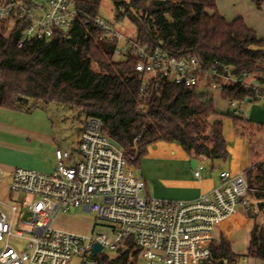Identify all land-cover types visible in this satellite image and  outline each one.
Instances as JSON below:
<instances>
[{
	"label": "built area",
	"instance_id": "2783aa9c",
	"mask_svg": "<svg viewBox=\"0 0 264 264\" xmlns=\"http://www.w3.org/2000/svg\"><path fill=\"white\" fill-rule=\"evenodd\" d=\"M77 15L75 0H0V31L8 36L21 25L17 43L23 47L67 29ZM93 20L106 34L120 37L109 21ZM125 40L144 85L167 78L210 94L236 87L249 90L251 99L264 98V73L239 76L230 66L205 67L193 55L178 58L161 46ZM244 103L231 100L232 113L245 118L238 109ZM103 128L99 118L86 117L79 158L57 148L50 173L16 167L4 190L0 171V264H215L221 259L228 264L217 253L249 226L248 171L222 170L220 183L194 199L155 198L145 193V179ZM202 168L199 162L196 177ZM79 206L96 214L90 234L54 226L58 214ZM97 226L109 232H95ZM13 238L25 240L21 251L10 244ZM97 244L101 249L95 253Z\"/></svg>",
	"mask_w": 264,
	"mask_h": 264
},
{
	"label": "trees",
	"instance_id": "16d2710c",
	"mask_svg": "<svg viewBox=\"0 0 264 264\" xmlns=\"http://www.w3.org/2000/svg\"><path fill=\"white\" fill-rule=\"evenodd\" d=\"M112 1L115 20L129 18L137 29L135 38L143 44L161 46L178 58L193 55L205 67L216 62L221 67L230 66L239 76L264 73V39L243 17L228 21L218 9V0ZM252 2L258 8L264 4V0ZM75 3V20L51 38L19 47L21 25L8 36L0 31V107L26 109L28 101L34 100V104L41 101L82 110L86 117L102 121L104 133L121 145L136 167L148 146L159 140L178 142L192 156L227 159V154H210L226 145L215 93L167 78L144 85L135 71L137 59L132 51H127L124 60H114L119 37L106 34L107 30L94 22L101 0ZM93 62L99 71L92 68ZM219 95L229 101L247 100L251 92L229 87ZM211 115L218 118L209 121ZM222 115L234 120L239 136L251 142L257 135L258 141L264 139L262 127L232 113L230 107ZM255 170L260 173L253 175L254 169L248 172L250 187L262 198L264 163ZM260 205L264 207V201ZM252 208L251 203V217ZM231 248L227 242L217 256L228 259V264L246 256L264 261V229L259 231L258 225L254 226L245 257ZM215 264L224 262L221 259Z\"/></svg>",
	"mask_w": 264,
	"mask_h": 264
},
{
	"label": "rangeland",
	"instance_id": "374dc122",
	"mask_svg": "<svg viewBox=\"0 0 264 264\" xmlns=\"http://www.w3.org/2000/svg\"><path fill=\"white\" fill-rule=\"evenodd\" d=\"M219 7L223 8V10L228 13L233 14L234 12L238 11L246 14V21H248L251 26L255 27L258 37L264 39V4L261 8H258L256 4L252 2V0H248V2L242 0H219L218 8ZM98 15L100 18L114 23L113 27H115V29L120 34L114 60H124L128 51L125 38L128 37L135 39L137 35L136 26L127 17L121 20H115V6L112 0H101ZM240 17L245 19L244 16ZM92 68L96 71L100 70L96 62L92 63ZM34 102V100H29L26 105L32 106L34 105ZM214 103L217 111L219 112V116H221L224 120L225 134L229 138L233 133L231 118L223 116L222 114L226 113L230 107V101L222 98L219 93H215ZM63 107L64 109H23V112L28 113V117L26 114L24 115L27 117V119H29L30 122H35L37 119H45V125L46 123L48 126L49 124L53 125L52 131L54 132L59 145H61L62 148L69 149L74 153L76 158H79V155L77 154L78 143L80 139L79 130L87 115L82 110H73L69 106ZM238 109L243 112L244 117L248 119L251 124L262 127L264 131V98H253L252 101L244 103L238 107ZM217 118L218 116L211 115L209 117V121H214ZM258 137L259 135H257L255 138L256 140H252V147H255L259 143ZM158 142H163L161 145H163L162 147L164 148L166 147L165 142L170 143L169 141L159 140L150 144L147 148L146 154L141 159L140 165L136 167L137 174L145 179V193L152 197L161 199L183 197V195H181V193H183L181 188L176 184V176L172 172H169L165 167L166 159L161 158L144 162V157L149 154L151 146L154 147L153 145H156L155 147L159 148V145L156 144ZM206 142L209 143L208 141ZM31 160L36 162L34 157H31ZM153 165L154 167L151 168ZM36 170L46 173L52 172L51 170ZM258 173H260V171L254 170L253 175ZM8 187V184L4 183V190H7ZM16 198L17 196L14 195V199L12 198L11 201H15ZM263 201L264 197L259 198L257 191L255 190L252 195L253 217L250 216L249 226L245 232L238 234L230 242L232 247L231 249L242 257H245L249 251V244L252 234L254 233V226L258 225L259 231L264 229V207H261L260 205V203H263ZM3 208L6 207L3 206ZM7 213L9 216L11 215L9 210H7ZM95 217L96 214L94 212L87 211L81 206L74 207L69 212L58 214L54 221V226L65 231H72L79 234H90L92 232V225ZM95 232L106 233L109 232V229L105 226H97L95 228ZM10 244L18 251H21L24 248L25 240L21 238H13L10 241ZM237 262H240V264H264V261L249 256H246L245 261L240 259Z\"/></svg>",
	"mask_w": 264,
	"mask_h": 264
},
{
	"label": "crops",
	"instance_id": "0c3cea01",
	"mask_svg": "<svg viewBox=\"0 0 264 264\" xmlns=\"http://www.w3.org/2000/svg\"><path fill=\"white\" fill-rule=\"evenodd\" d=\"M242 1L248 2V0ZM218 9L221 13L224 12L223 14L228 21H233L240 16H244L245 21L247 20L244 13L237 11L232 14L224 11L221 7ZM246 23L255 29L248 21ZM27 107L26 109H64L61 105L41 101ZM24 114L28 117V113L23 112V109L0 107V171H4V183H7L8 186L11 181V174L16 167L53 171L57 165L55 151L57 148H62L52 131L53 125L49 124L48 126L47 123L45 125V119L30 122ZM84 122H82L79 130L80 134ZM231 122L233 133L229 138L225 134L224 128L226 145L210 152L211 157L227 154L228 157L225 160H212L207 155L192 156L179 143L165 142L166 147L164 148L161 145L163 142H158L156 144L159 145V148H156V145L150 147V152L144 157V162L166 159V169L176 176V184L183 192L181 193L183 197L170 199L197 198L203 191H207L220 183L222 170L228 169L233 172L247 170L249 172L252 169L255 170L257 165L264 163V141L260 140L255 147H252L250 139L241 137L236 133L232 118ZM217 150L220 152L216 153ZM31 157H34L36 162H33ZM192 157H197L202 164L200 177L195 176V169L191 167L190 160ZM153 167L154 165L151 168Z\"/></svg>",
	"mask_w": 264,
	"mask_h": 264
},
{
	"label": "water",
	"instance_id": "95a60500",
	"mask_svg": "<svg viewBox=\"0 0 264 264\" xmlns=\"http://www.w3.org/2000/svg\"><path fill=\"white\" fill-rule=\"evenodd\" d=\"M33 39H34V38H33ZM250 100H251V98L248 97V99L246 100V103L249 102ZM111 141H112L113 144H115L118 148H121V145H120L117 141H115L114 139H111ZM190 162H191V167H192L193 169H196L197 166H198V164H199V162H200V160H199L197 157H192L191 160H190ZM100 249H101V245L97 244L96 247H95V253H96L98 250H100Z\"/></svg>",
	"mask_w": 264,
	"mask_h": 264
}]
</instances>
